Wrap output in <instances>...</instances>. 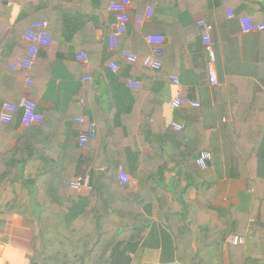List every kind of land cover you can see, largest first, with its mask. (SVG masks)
Returning <instances> with one entry per match:
<instances>
[{
  "label": "crops",
  "instance_id": "obj_1",
  "mask_svg": "<svg viewBox=\"0 0 264 264\" xmlns=\"http://www.w3.org/2000/svg\"><path fill=\"white\" fill-rule=\"evenodd\" d=\"M2 1L0 106L3 102L18 104L25 96L34 100L43 116L49 114V130L57 136L71 127L79 129L80 125L75 122L78 117L86 122L93 121L100 130L94 141L79 148L80 162L67 167L66 184L77 176H89L90 179L91 155L101 147L106 148L111 136L117 107L113 105V98L106 94L108 85L101 77L100 57L108 62L118 61L120 51H129L141 64L151 49L145 36L163 35L161 74L155 76L154 72L143 70L140 64L129 71L128 64L123 61L119 62L121 69L117 74L128 69L129 79L146 85L147 93L161 104L155 107L154 118L165 127L195 124L202 128L201 131L207 134L203 138L206 141L201 143L202 151H210L213 160L205 170L195 166L196 157L193 160L189 172L197 179L191 178L189 182L193 184L181 188L189 200L185 216L174 213L175 217L163 218L159 214L161 205L156 202L152 205V223L141 242L136 264H180L177 257L181 256L186 264H264V29L246 34L239 22L242 16H249L256 23H263L264 0H186L185 6L174 10L176 13L171 11L174 0H131L128 28L118 38L116 52L108 50L111 23L101 27V18L97 22L93 20L99 11L92 9L90 0H31L30 12L22 19L20 0ZM148 7L153 8L149 18L146 17ZM227 8L233 12L232 18H228ZM201 20L213 28L215 85L211 84L202 65L206 57L192 55L190 50L203 35L198 25ZM35 21H45L50 32L56 34L65 29L76 33L86 31L87 43L84 46L80 41L72 44L74 39L69 45L63 43L61 48L68 49L66 62L44 50L30 70L23 74L12 71L11 65L25 49L22 35ZM168 29L174 36L170 45ZM90 46H93L92 50ZM81 54L86 55V61L77 59ZM89 58L93 67L89 66ZM171 75L178 76V88L170 82ZM199 75L204 84L197 81ZM87 77L91 80L84 81ZM26 78L32 80L30 86L26 85ZM95 79L100 85L93 92L86 86ZM178 91L190 94L200 103L199 109L186 106L175 110L172 101ZM122 106H127V101L124 100ZM132 106L137 108L136 104ZM129 119V115L121 116L125 127L129 122L132 124ZM30 128L19 123L8 151L21 137L34 139L28 132ZM147 135L149 137L150 133ZM56 141L63 143V137ZM141 152L149 154L148 145L142 147ZM43 156L44 151L39 148L37 157ZM106 167L104 164L100 171ZM119 168L122 166L115 167L117 172ZM130 180L126 195L132 199L134 181ZM90 187L91 184L88 189L76 192L65 187V193L73 200L86 198ZM30 202L37 207L33 198ZM225 210L240 218L241 230L239 235H229L218 247L213 242L217 243L222 232L233 224L221 213ZM122 237L126 238L127 233ZM231 237H240L244 243L232 246L228 243ZM31 240L32 233L24 218L0 215V264H30ZM191 255L200 263L191 262Z\"/></svg>",
  "mask_w": 264,
  "mask_h": 264
},
{
  "label": "trees",
  "instance_id": "obj_2",
  "mask_svg": "<svg viewBox=\"0 0 264 264\" xmlns=\"http://www.w3.org/2000/svg\"><path fill=\"white\" fill-rule=\"evenodd\" d=\"M187 1L174 0L171 11L176 13L174 10L185 6ZM30 2L31 0L19 1L21 19L30 12ZM108 2L109 0H90L92 9L99 11V17H93V20L97 22L101 18V27L114 22V17L107 15ZM215 7L219 8V5ZM252 22L254 25L258 24L255 19ZM169 29L166 33L170 45L174 36ZM48 30L50 31L49 24ZM51 35V45L40 49L39 57L45 50L48 55L66 62L68 49L61 48L63 43L67 42L69 45L73 39L75 41L72 44L80 41V45L84 46L87 43L86 31L76 33L65 29L61 34L53 32ZM190 50L192 55L206 57V60L203 57L202 65L208 74V59L201 40ZM162 51L164 54L163 46ZM100 59L98 66L101 77L108 85L106 94L113 98L117 111L112 120L111 136L106 148L101 147L96 154L91 155V187L86 198L73 200L65 193V187L69 189L70 184H66L65 171L70 165L80 162L77 140L79 132L85 129L84 126L79 129L71 127L69 131L57 136L50 132V116L45 113L40 125L28 129L34 139L26 140L21 137L16 141L15 147L8 151V145L21 122L22 110H17L10 124L0 123V215H19L27 222L32 233L30 264H136L141 242L152 223L151 208L155 202L161 205L159 214L163 218L168 215L175 217V214L185 216L189 200L187 193L181 188L186 184H193L192 181L189 182L191 178L197 179V176L189 172V168L203 150L201 143L206 141L203 138L207 134L195 124L184 125L180 130L173 126L165 127L163 122L154 118L155 107H160L161 104L157 103L150 92L147 93L146 85L141 81L139 89L127 88L128 69L120 74L113 73L107 68L109 62L101 57ZM138 64V61L128 64L129 71ZM140 65L143 70H149L142 62ZM89 66L93 67L90 58ZM17 72L23 74L26 71ZM151 72L157 76L162 71ZM201 79L199 75L197 81L204 84ZM99 85V80L95 79L86 87L94 92ZM184 98L197 103L190 94H185ZM124 100L127 101L125 107L122 106ZM135 104L136 109L132 106ZM186 106L199 109L188 103L173 108L177 110ZM122 115H129L132 124L129 122L125 127L121 122ZM96 134H100L97 126ZM62 137L63 143L56 141ZM147 145L150 152L145 155L141 149ZM39 148L44 151L43 157H37ZM104 164L107 167L100 171ZM97 165L99 167L95 169ZM118 165L134 181L135 194L132 199L126 195L131 182L121 184L117 178L115 167ZM31 198L37 207L32 205ZM221 213L233 224L231 223L230 228L226 225L229 229L222 232L217 243L213 242L218 247H221L229 235H239L241 230L238 216L226 210ZM125 233L127 237L123 238ZM189 260L193 263L196 261L192 255ZM177 261L186 264L184 256L177 257Z\"/></svg>",
  "mask_w": 264,
  "mask_h": 264
},
{
  "label": "built area",
  "instance_id": "obj_3",
  "mask_svg": "<svg viewBox=\"0 0 264 264\" xmlns=\"http://www.w3.org/2000/svg\"><path fill=\"white\" fill-rule=\"evenodd\" d=\"M131 9V0H111L108 4L107 10L114 17V22L109 27L108 32V50L110 52H116L117 40L126 30V25L129 23V12ZM153 14V8L148 7L146 10V17L149 18ZM226 14L228 18L234 16L230 8L226 9ZM240 27L243 33H252L256 30L264 29V22L254 25L252 19L249 16H243L239 20ZM198 25L202 30L201 43L204 47L207 59H208V74L211 84H216L215 75V53H214V42L212 39V26L207 22L201 20ZM145 41L151 46L150 53L142 60V65L151 71H160L162 68V57L163 51L162 46L164 45V37L158 34H152L145 36ZM22 41L25 44V49L20 51L16 60V63L11 65L12 71H27L30 70L39 59L40 49H45L51 45L52 35L48 30V24L45 21H35L32 22L22 35ZM79 61H86L87 57L85 54L77 56ZM138 60L137 56L129 51H120L118 54V61H109L107 68L113 72H119L121 67L119 62L124 63H136ZM91 78L87 77L84 81H90ZM170 82L179 87V78L176 75L169 76ZM26 85L30 86L32 80L30 78L25 79ZM126 86L129 89H139L140 82L127 79ZM198 108L199 103H192L184 98V94L181 91L175 95L172 106L177 108L181 104H187ZM84 105V102H80ZM18 109L22 110L21 125L29 128L32 126H38L43 121V114L39 110L38 104L28 98L22 97L18 104L3 102L0 106V123L4 125L10 124ZM75 122L80 126H84L85 129L81 130L78 134L77 146L79 148H84L90 141L96 139V125L93 121L86 122L82 117L75 118ZM176 130L182 129L183 125L172 124ZM213 160V155L210 151H202L194 160L195 166L199 170H205L209 163ZM117 177L121 184H128L131 182L130 178L119 168L117 172ZM90 185L89 176H77L71 180L69 184V189L72 192L79 191L82 188L88 189ZM231 245H242L244 240L240 237H231L228 240Z\"/></svg>",
  "mask_w": 264,
  "mask_h": 264
}]
</instances>
